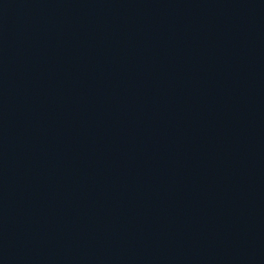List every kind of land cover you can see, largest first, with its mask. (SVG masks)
<instances>
[{
    "label": "water",
    "instance_id": "obj_1",
    "mask_svg": "<svg viewBox=\"0 0 264 264\" xmlns=\"http://www.w3.org/2000/svg\"><path fill=\"white\" fill-rule=\"evenodd\" d=\"M0 264H264V0H0Z\"/></svg>",
    "mask_w": 264,
    "mask_h": 264
}]
</instances>
